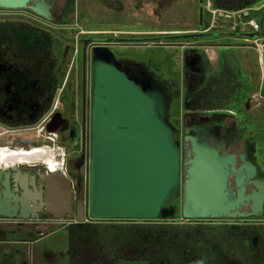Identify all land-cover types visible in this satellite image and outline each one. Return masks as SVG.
I'll return each instance as SVG.
<instances>
[{"label":"rangeland","instance_id":"rangeland-1","mask_svg":"<svg viewBox=\"0 0 264 264\" xmlns=\"http://www.w3.org/2000/svg\"><path fill=\"white\" fill-rule=\"evenodd\" d=\"M212 8L213 0H57L60 15L57 23L26 9L0 8V20L11 15V19L28 21L51 32L58 60V82L66 84L63 97L66 109L62 110L66 118L63 121L72 119L68 110L72 108L69 103H72L74 93L79 103L80 132L84 125L81 111L85 94L88 155H91L93 67L95 56H98L117 64L153 95L157 112L173 128L171 138L181 149L184 119L188 113H213L216 116L219 109H223L232 114L226 117V121L250 142L252 157L264 176V0L248 16L245 13L228 16L214 12ZM251 18L258 22V30L245 23ZM254 32L261 34L253 38L251 33ZM45 70L43 57L35 61L20 60L12 46L0 45V89L5 91L10 109L34 115L43 93L34 89L41 83ZM222 80L232 84L223 87V94L230 96L218 108ZM59 106L63 108L62 104ZM57 125L54 123V127ZM47 132L41 126L11 134V137L33 140L36 146L46 142L43 136ZM66 136L60 137L61 143L65 142ZM52 137L56 141L60 139L55 131ZM78 142L81 149V137ZM82 172V185L89 195L90 157ZM164 215L158 220H98L86 213V218L104 224L105 238L111 246H115V239L109 229L120 222H205L215 226V236L233 252L247 254L254 251L264 256L261 241L264 214L256 217L184 218L180 184L168 198ZM60 217L63 223L49 225V228L37 229V223L33 222L15 224L9 232H0V264H73L67 253L71 218L66 214ZM225 224L232 228L222 227ZM248 224L258 225L259 234L244 242ZM77 264L99 263L78 258ZM117 264L149 263L122 259Z\"/></svg>","mask_w":264,"mask_h":264},{"label":"water","instance_id":"water-1","mask_svg":"<svg viewBox=\"0 0 264 264\" xmlns=\"http://www.w3.org/2000/svg\"><path fill=\"white\" fill-rule=\"evenodd\" d=\"M56 6V0H0L2 9H26L53 23L60 20ZM92 95L88 198L83 185L62 173L37 177L16 170L11 182L18 193H11L8 176L0 182V216L29 219L45 210L54 217L75 213L80 223L88 221L86 213L98 220H158L180 184L184 218L236 217L240 205L250 202L247 216L263 215L264 180H255L257 165L237 168L235 156L220 155L198 134L186 136L191 148L183 156L153 95L109 59L95 56ZM84 160L82 154L75 166L82 167ZM231 172L239 186L232 193ZM245 181L260 191L245 195Z\"/></svg>","mask_w":264,"mask_h":264},{"label":"trees","instance_id":"trees-1","mask_svg":"<svg viewBox=\"0 0 264 264\" xmlns=\"http://www.w3.org/2000/svg\"><path fill=\"white\" fill-rule=\"evenodd\" d=\"M261 1L263 0H213V5L217 8L237 11L255 7ZM10 17L11 15H5V19L0 20V45L12 46L16 57L20 60L35 61L43 57L46 70L40 79L41 86L36 84L34 90L44 92L43 90L48 89V92L53 94L59 82L58 60L54 53L51 32L35 27L28 21L14 20ZM260 34L259 32L251 33L253 38H257ZM51 86L53 88L50 91ZM219 95L220 92L218 107L222 105L221 102L225 98L230 96L223 94V91L222 95ZM49 104L50 101L43 110L47 109ZM36 119L34 114L17 120L15 125H34ZM42 216L47 215L42 214ZM222 227L232 228L230 224ZM214 228L215 226L212 227L205 222H120L109 229L112 230L115 239V246H111L112 244L105 238L106 230L102 222H72L68 225L67 253L73 264H77L78 258L85 262L96 260L99 264H117L122 259L147 261L149 264H264V256L254 251L247 254L233 252L223 240L215 236ZM246 228L249 231L243 235L244 242L259 234L260 227L256 224H248ZM261 237L264 247V235Z\"/></svg>","mask_w":264,"mask_h":264},{"label":"flooded vegetation","instance_id":"flooded-vegetation-1","mask_svg":"<svg viewBox=\"0 0 264 264\" xmlns=\"http://www.w3.org/2000/svg\"><path fill=\"white\" fill-rule=\"evenodd\" d=\"M57 2V0H56ZM57 9V6H56ZM58 11V10H57ZM222 82V83H221ZM219 87L222 89L224 86L229 87L232 83L231 82H225L223 83V80L221 81ZM44 87V85H42ZM50 91L53 88L52 86L49 87ZM222 90H220V94H222ZM44 92L40 94L39 101H37V108L34 111L35 116L37 117L34 125L35 128H40L43 126V129H46L49 132H54L55 129L57 130L58 139L65 134L66 140L65 142L61 143V138L59 139V145L63 146L62 153L64 162L66 163V167L69 172V175L74 183V185L79 186L83 184L84 180V174L82 172L83 168L88 163V159L90 155H88L87 151V143H86V120H87V113H86V98L85 94H83L84 100L82 101V121L84 123L83 125V131L80 132L79 130V124H80V113H79V103L75 99V95L73 93L71 104L69 103L72 108L68 110V114L71 115V120H64L66 117L63 114L62 110L66 109L65 103L63 100L64 93L66 91V84L61 85L58 84L55 87V91L53 94H50L48 89L43 90ZM92 93H93V85H92ZM225 93V92H223ZM93 96V95H92ZM220 96V95H219ZM0 147L4 149V151L10 155H14L16 149L19 148H27L29 147V140L28 139H15L11 137V134L30 130L26 124H20L15 125V122L17 120H21L23 118H28L29 115L25 114L24 111H14L12 108L10 109L9 106H7V95L5 94V91L0 89ZM93 98V97H92ZM50 101L49 107L45 110H43L46 106V104ZM59 104L63 105V108L61 109ZM68 105V106H69ZM222 106L218 107L221 108ZM207 109V108H206ZM220 111L216 113V116L213 113L203 114V113H188L185 117V122L183 125V146H182V154L183 156L189 152L191 148V142L190 140L185 141L186 136H194L199 135L200 137L205 138V140L212 146H215L219 150L220 155H229V156H235V166L237 168L241 167L243 164H250L253 163L257 165L254 158L252 157V150L250 142L244 138L243 135H239L238 132L235 130L236 128L232 129L230 127V124L226 121L227 116H233L232 114H227L226 111L223 109H219ZM23 112V113H22ZM29 113H32V109H29ZM214 115V116H213ZM214 117V118H213ZM92 122V111H91V117H90V127ZM54 123H58L56 128H54ZM49 132L44 135H49ZM79 137L82 138L81 142V149L78 148V140ZM55 139V138H54ZM78 139V140H77ZM63 140V139H62ZM56 142V139H55ZM91 151V146H90ZM85 155V160L82 165V167L77 168L75 166V163L77 159L82 155ZM16 165H10L8 164L6 166L5 160L2 158L0 160V182L4 181L6 176L9 177L10 182V191L11 193H18V191L15 188V184H12L11 180L16 170L21 171L24 173H29L30 175L40 176L45 170L42 167H35L30 166L24 162L14 161L12 160ZM258 167L257 176L255 177V180H264L263 173L261 172V169ZM235 173L231 172V175L229 176V190L232 192H236L239 189V186L236 184L235 180ZM245 195H251L254 192H259L260 188H257L252 182H244ZM3 189V187H0ZM88 198V194L86 191V199ZM252 210L251 202L250 204H241L240 207L237 210V216L236 217H256V216H247V213H249ZM42 214H46L47 216H42ZM39 216L36 218H19V217H5L0 216V232L5 233L6 231L9 232L10 229H13L15 224H30V223H36V219H43L47 218L48 214L45 210H42L38 214Z\"/></svg>","mask_w":264,"mask_h":264},{"label":"built area","instance_id":"built-area-1","mask_svg":"<svg viewBox=\"0 0 264 264\" xmlns=\"http://www.w3.org/2000/svg\"><path fill=\"white\" fill-rule=\"evenodd\" d=\"M256 8L255 7H247V8H243V9H240V10H237V11H231V10H225V9H221V8H217L213 5V8L211 9L212 11L214 12H223L224 14H227L228 16H234V15H237V14H240V13H245L247 16L249 15L250 11L251 10H255ZM246 24H249L250 26L254 27L255 30H258L259 29V24L258 22L254 19V18H251V19H248L245 21ZM35 127L33 128H29V129H34ZM52 133L53 132H49V135H44L43 137L45 138V140L49 139L50 141L52 140V142L50 143V145H47L46 147H50V149L53 148V150L55 148H58L59 149V152H61L60 154V157H61V163L58 164V169L56 170H53L50 168V165L47 164V163H44V162H39V161H35L33 163H30V162H26V164L30 165V166H35V167H43V169L45 171H48V172H52V173H62L64 174L66 177H68L71 181V183H73L70 175H69V171L66 167V163L64 162V159H63V153H62V149H63V146L62 145H59V144H56L55 142V139L52 137ZM59 143V142H57ZM56 146V147H54ZM88 162H89V159H88ZM8 164H6L7 166ZM87 165V164H86ZM70 219V223L72 222H75V213H73L72 215H68ZM63 219L62 217H54V216H49L47 218H43L41 220L39 219H36V223H37V229H40V228H49V225H54V224H62L63 223ZM41 234H43V232L41 231L40 232Z\"/></svg>","mask_w":264,"mask_h":264},{"label":"bare ground","instance_id":"bare-ground-1","mask_svg":"<svg viewBox=\"0 0 264 264\" xmlns=\"http://www.w3.org/2000/svg\"><path fill=\"white\" fill-rule=\"evenodd\" d=\"M35 129V128H34ZM32 130V129H30ZM49 139L46 140L44 144L41 145H34L32 141H29V147L26 148H19L15 151L14 155L10 157L9 154H7L3 148L0 147V160L2 158L5 160L6 164L10 165H16L12 160L19 161V162H30L33 163L35 161L44 162L50 165V168L53 170L58 169V164L61 162V157L58 148H55L53 150L50 149V147H46L47 145H50ZM56 147V146H54Z\"/></svg>","mask_w":264,"mask_h":264},{"label":"crops","instance_id":"crops-1","mask_svg":"<svg viewBox=\"0 0 264 264\" xmlns=\"http://www.w3.org/2000/svg\"><path fill=\"white\" fill-rule=\"evenodd\" d=\"M53 129H55V128H53ZM57 130L55 129V132H56ZM44 138V137H43ZM45 139V138H44ZM56 139V138H55ZM37 140V137L34 139V141H36ZM33 141V140H32Z\"/></svg>","mask_w":264,"mask_h":264}]
</instances>
